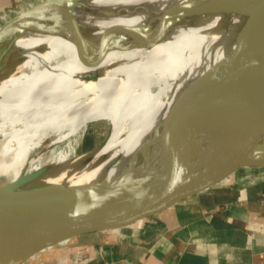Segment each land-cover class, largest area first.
I'll return each mask as SVG.
<instances>
[{
  "label": "bare ground",
  "instance_id": "bare-ground-1",
  "mask_svg": "<svg viewBox=\"0 0 264 264\" xmlns=\"http://www.w3.org/2000/svg\"><path fill=\"white\" fill-rule=\"evenodd\" d=\"M230 1L82 0L3 41L7 49L21 35L49 33L29 63L0 74V180L63 165L77 155L71 142L60 147L65 140L114 117L95 157H105L100 165L71 176L65 166L45 181L80 183L118 174L182 92L243 41L253 17L224 12ZM65 32L91 35L71 53L42 62ZM177 74L185 87L161 94L160 80Z\"/></svg>",
  "mask_w": 264,
  "mask_h": 264
},
{
  "label": "water",
  "instance_id": "water-1",
  "mask_svg": "<svg viewBox=\"0 0 264 264\" xmlns=\"http://www.w3.org/2000/svg\"><path fill=\"white\" fill-rule=\"evenodd\" d=\"M80 2L40 0L0 24V46ZM224 10L253 17L243 41L182 92L118 174L45 181L65 166L71 176L100 165L107 133L63 165L0 184V264H44L80 243L121 235L239 171L264 168V0H231Z\"/></svg>",
  "mask_w": 264,
  "mask_h": 264
},
{
  "label": "crops",
  "instance_id": "crops-1",
  "mask_svg": "<svg viewBox=\"0 0 264 264\" xmlns=\"http://www.w3.org/2000/svg\"><path fill=\"white\" fill-rule=\"evenodd\" d=\"M39 1L0 0V23ZM48 35L32 32L19 36L6 49L8 56L3 55L6 60L0 63V74L29 63ZM90 35L58 34L42 62L71 53ZM20 54L23 58L16 60ZM81 246L94 251L87 264H264V168L237 173L121 235L80 243L44 264H79L71 258Z\"/></svg>",
  "mask_w": 264,
  "mask_h": 264
},
{
  "label": "rangeland",
  "instance_id": "rangeland-1",
  "mask_svg": "<svg viewBox=\"0 0 264 264\" xmlns=\"http://www.w3.org/2000/svg\"><path fill=\"white\" fill-rule=\"evenodd\" d=\"M5 60L6 58L3 57V55L0 53V63L5 62ZM45 61H49V60H45ZM183 80L184 78L181 76V74H177L176 76L174 75V77L171 76V78L169 77L168 79L163 77L160 80L161 82L160 93L161 94L166 93L167 91H170L169 93H172L173 91H175L176 87H179V85L180 87L182 86L185 87L184 86L185 84L182 83ZM115 119L116 118L114 117L112 120H110L111 122L109 121V123L105 121L103 118L96 120L92 123H89L80 131V133L72 135L68 140H65L60 145V147L66 146L68 142H71V144L75 146V152L81 153L83 151L89 150L99 145L107 135L108 129L110 127L109 125L112 124L114 125ZM242 172H244V170L239 171L238 173H242ZM1 183H3L2 180H0V184Z\"/></svg>",
  "mask_w": 264,
  "mask_h": 264
},
{
  "label": "built area",
  "instance_id": "built-area-1",
  "mask_svg": "<svg viewBox=\"0 0 264 264\" xmlns=\"http://www.w3.org/2000/svg\"><path fill=\"white\" fill-rule=\"evenodd\" d=\"M93 249L88 246H81L74 252L71 261L79 264H87L94 258Z\"/></svg>",
  "mask_w": 264,
  "mask_h": 264
}]
</instances>
